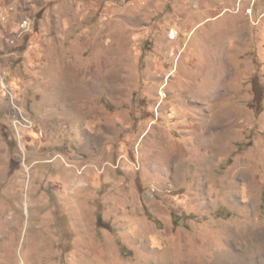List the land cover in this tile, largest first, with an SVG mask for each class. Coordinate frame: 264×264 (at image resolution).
Returning <instances> with one entry per match:
<instances>
[{"label":"rangeland","instance_id":"rangeland-1","mask_svg":"<svg viewBox=\"0 0 264 264\" xmlns=\"http://www.w3.org/2000/svg\"><path fill=\"white\" fill-rule=\"evenodd\" d=\"M0 264H264V0H0Z\"/></svg>","mask_w":264,"mask_h":264}]
</instances>
